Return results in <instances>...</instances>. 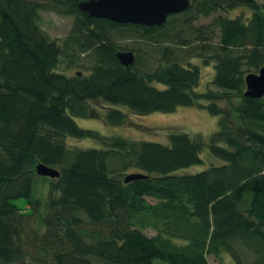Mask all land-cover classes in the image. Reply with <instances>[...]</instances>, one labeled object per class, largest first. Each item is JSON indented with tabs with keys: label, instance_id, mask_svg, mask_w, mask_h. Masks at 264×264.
I'll list each match as a JSON object with an SVG mask.
<instances>
[{
	"label": "trees",
	"instance_id": "trees-1",
	"mask_svg": "<svg viewBox=\"0 0 264 264\" xmlns=\"http://www.w3.org/2000/svg\"><path fill=\"white\" fill-rule=\"evenodd\" d=\"M79 1L0 0V264H209L220 252L234 264H264V96H243L244 75L264 64V4L190 0L146 27L90 17ZM240 6L250 13L194 25ZM39 10L72 18L62 40L41 31ZM117 51H131L132 64L121 65ZM189 57L212 64L220 90L197 91ZM62 62L87 73L59 72ZM228 98L232 113L218 104ZM89 100L106 105L98 113L110 125L127 112L190 106L215 115L217 128L206 140L105 136L74 121L93 115ZM67 137L98 147H70ZM204 146L217 164L180 173L202 162ZM38 162L59 173L40 177L43 199L32 177ZM128 168L145 177L124 182Z\"/></svg>",
	"mask_w": 264,
	"mask_h": 264
},
{
	"label": "rangeland",
	"instance_id": "rangeland-1",
	"mask_svg": "<svg viewBox=\"0 0 264 264\" xmlns=\"http://www.w3.org/2000/svg\"><path fill=\"white\" fill-rule=\"evenodd\" d=\"M253 1L257 5L264 4V0ZM249 13L250 9L246 6L236 7L234 9H230L227 12L218 10L215 13H212L209 17H199L194 22V25L208 24L216 15L235 17L238 15H248ZM71 21L72 18L70 16H63L50 11L39 10L36 23L41 31L44 32L49 38L60 41L68 33ZM215 39L216 37H214V41ZM117 41L124 44L127 42L129 45L133 43L130 42L131 38H129V36H117ZM142 46V43L136 44L139 54L141 53ZM81 55L83 56V54ZM188 60L190 63L196 64L199 67L200 82L196 88L197 91H204L206 89H210L212 91L220 90L211 84V79L213 76L212 64L203 63L201 58L197 57H189ZM75 62L76 61H74V63ZM80 70L83 73H87L86 70H83L80 67H75L73 64L70 68H66L64 66V62H62L57 68V71L66 75H72L74 72ZM248 72L256 73L257 71L250 70ZM233 102V98H228L226 100H220V103L218 104L219 106H222L227 112L232 113ZM87 104L93 115L88 118L75 117V123L81 128L92 129L105 136L117 135L134 141L150 140L164 143L166 141L167 134L173 132H183L188 135L199 134L201 135L202 139L206 140L208 135L217 128V117L208 113L205 108L186 106L178 107L174 111L168 113L152 112L144 115H135L127 112V118L122 124L110 125L104 122L98 113V111L104 110V107L106 106L105 104L99 100H89ZM65 142L70 147H98L97 142L89 138L77 139L67 137ZM199 156L202 160L201 163L180 169L179 172L191 174L207 168L209 164H217V160L209 155L205 146L202 148ZM110 162L111 165H114L116 161L111 160ZM131 172L132 169L128 168L124 174L122 173L120 175V178H123L125 174ZM32 177L35 181L34 189L36 190V196H42L43 199L47 190V183L43 182V180L40 178L41 176H38L36 173H33ZM145 232L146 234L153 233L151 229L145 230ZM206 259L209 264H234L233 258H230L226 252H220L216 256L207 255ZM152 264L165 263L163 261L155 260Z\"/></svg>",
	"mask_w": 264,
	"mask_h": 264
},
{
	"label": "water",
	"instance_id": "water-1",
	"mask_svg": "<svg viewBox=\"0 0 264 264\" xmlns=\"http://www.w3.org/2000/svg\"><path fill=\"white\" fill-rule=\"evenodd\" d=\"M189 4L190 0H82L77 3V7L90 17L150 27L161 25L168 15L185 10ZM115 57L123 66L131 65L134 59L131 51H117ZM243 81V96H264V64L256 73L245 74ZM34 171L38 176L46 178H55L59 174L57 169L40 162L34 166ZM144 177L140 173L131 172L123 176V181Z\"/></svg>",
	"mask_w": 264,
	"mask_h": 264
}]
</instances>
